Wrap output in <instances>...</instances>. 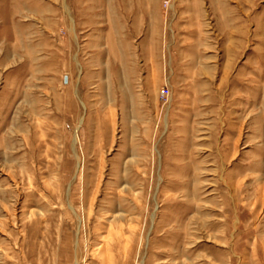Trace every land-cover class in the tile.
Returning <instances> with one entry per match:
<instances>
[{"label": "rangeland", "instance_id": "rangeland-1", "mask_svg": "<svg viewBox=\"0 0 264 264\" xmlns=\"http://www.w3.org/2000/svg\"><path fill=\"white\" fill-rule=\"evenodd\" d=\"M0 264H264V0H0Z\"/></svg>", "mask_w": 264, "mask_h": 264}, {"label": "crops", "instance_id": "crops-1", "mask_svg": "<svg viewBox=\"0 0 264 264\" xmlns=\"http://www.w3.org/2000/svg\"><path fill=\"white\" fill-rule=\"evenodd\" d=\"M106 16H109V23H107L108 27L106 31H112L115 34L116 41L123 40V25H122V11H107ZM111 71L112 70L111 68ZM118 73H121V69L118 70Z\"/></svg>", "mask_w": 264, "mask_h": 264}, {"label": "built area", "instance_id": "built-area-1", "mask_svg": "<svg viewBox=\"0 0 264 264\" xmlns=\"http://www.w3.org/2000/svg\"><path fill=\"white\" fill-rule=\"evenodd\" d=\"M168 93H169V91L167 90V91H164L163 92V95L165 96V95H168Z\"/></svg>", "mask_w": 264, "mask_h": 264}]
</instances>
